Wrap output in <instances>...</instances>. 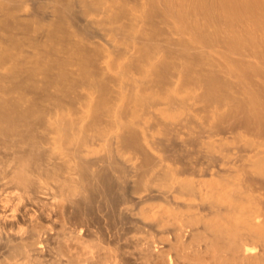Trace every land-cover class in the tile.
Segmentation results:
<instances>
[{"label": "bare ground", "instance_id": "bare-ground-1", "mask_svg": "<svg viewBox=\"0 0 264 264\" xmlns=\"http://www.w3.org/2000/svg\"><path fill=\"white\" fill-rule=\"evenodd\" d=\"M0 264H264V0H0Z\"/></svg>", "mask_w": 264, "mask_h": 264}]
</instances>
